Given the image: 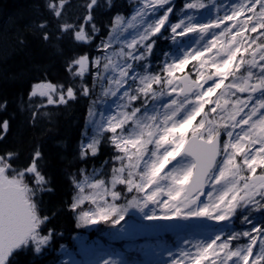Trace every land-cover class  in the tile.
<instances>
[{"label":"snow or ice","instance_id":"6c2138e0","mask_svg":"<svg viewBox=\"0 0 264 264\" xmlns=\"http://www.w3.org/2000/svg\"><path fill=\"white\" fill-rule=\"evenodd\" d=\"M210 4H215V0L207 4L203 0L185 2L183 7L184 10L205 9ZM65 5L66 0H59L58 4L48 3L47 8L60 18ZM164 5H170V0H141V15ZM95 7L96 0H89L85 6L87 14L82 17L84 23L60 24L56 39L70 35L75 43L91 44L95 28L89 21ZM214 9L215 19L210 22H194L195 18L185 11L193 22L186 20L169 27L171 7L164 8L154 24L146 25L139 35L119 47L110 41L98 46V52L102 53L99 57L90 60L88 54H81L69 59L67 71L82 81L80 95L88 97L92 92L83 83L91 63L95 68L93 85L105 78L104 95L115 94L121 99L118 105L121 110L115 116L107 117L106 123L103 119L92 123L95 132L111 133V145L123 153L113 159L120 166L113 168L112 187L126 184L129 194L136 193L127 203L118 204L121 193L105 189L99 193L102 202H98L84 195L87 181L72 177L78 191L70 201V210L76 227L81 228L95 224L96 218L118 225L130 209L144 210L153 205L160 209L162 214H145L143 219L130 217L119 233H139L148 224L171 220L184 213H187L185 218L219 223L229 221L242 210L240 220L250 225L249 229L216 233L210 241L193 244L194 254L185 249L179 251V258L171 259L170 264H204L205 261L207 264H264V223L253 224L249 219L254 212L264 214V0H225ZM85 24L90 25V31H86ZM48 27L47 21L35 24V30L42 33L45 42L52 38ZM165 33L176 38L196 34L206 39L190 47L182 58L162 59L164 48L156 39ZM153 57L157 65L154 70L151 63H145L141 65L148 69L144 75L133 72V64ZM192 61L197 62L192 66L194 78L184 71ZM242 68L244 73L238 75ZM110 72L116 75L109 76ZM177 73L183 74L177 76ZM237 93L247 95L241 98ZM36 96L46 98L48 105H64L75 100L77 93L72 86L65 91L51 83L36 84L29 92V107ZM6 108L7 101L0 102V111ZM32 116L34 123L36 113ZM88 116H94L91 106ZM9 132V119L0 120V141L7 139ZM221 132L227 138L221 140ZM100 143L99 135L82 143L79 159L85 160L89 153L96 156ZM41 156V151L35 150L30 163L19 168L15 167L14 153L0 155V264H14L10 259L14 254L39 255L54 234L62 235L49 227L53 215L43 213L36 199L38 193L52 190L46 189L49 181L38 168ZM169 165L171 168L165 171ZM257 169H260L258 175ZM26 176L34 177V187L25 182ZM103 184L96 181L90 187L99 189ZM145 188H149L150 194L138 195ZM108 192L112 202L103 199ZM201 196L206 197L202 206ZM85 201L96 205L95 209L80 208ZM241 238H246L247 243H239ZM233 241L237 242L234 246ZM81 245L89 246L86 240H81ZM90 264L116 262L100 257Z\"/></svg>","mask_w":264,"mask_h":264},{"label":"trees","instance_id":"16d2710c","mask_svg":"<svg viewBox=\"0 0 264 264\" xmlns=\"http://www.w3.org/2000/svg\"><path fill=\"white\" fill-rule=\"evenodd\" d=\"M88 2L66 0L63 15L57 18L47 8V4H58L59 0H0V102L7 101L6 110L0 111V120L7 118L10 121L7 139L0 141V155L14 153L17 156L15 167L22 168L30 163L35 150L41 151L38 168L49 181L46 189L52 190L38 193L36 199L43 213L53 215L49 227L54 228L56 233H62L54 234L49 245L39 255L14 254L10 258L14 264H57L64 248L76 250L77 234L87 233L92 237L96 231L107 230L110 225L107 221H100L93 230L77 228L70 210V201L78 191L72 184V177L81 181L91 169L99 168L100 178H104L112 174L115 164L110 148L104 143L96 156L88 154L85 160L79 159L88 109L99 86H94L93 75L86 73L83 83L92 92L88 97L80 95L81 78L73 77L67 71V62L81 54L93 57L99 42L108 35L114 18L128 15L133 5L131 0H96L89 21L95 28L92 43H75L70 35L57 40L60 24L84 23L82 17L87 14L85 6ZM42 21L48 22V31L52 34L47 42L41 38L42 33L35 30V24ZM85 29L90 31V25L85 24ZM156 43L164 48V42L157 40ZM153 60L156 61L155 57ZM44 83H51L65 91L68 86H72L77 98L64 105H48L46 99L36 96L31 99L32 107H29L31 87ZM33 112L36 113L34 123ZM45 112L48 115H44ZM25 182L30 187L35 185L34 177L26 176ZM79 207L87 209V205ZM169 238L172 239V236ZM116 244L123 249L125 242ZM126 255L131 260L141 258V252L138 251Z\"/></svg>","mask_w":264,"mask_h":264},{"label":"rangeland","instance_id":"374dc122","mask_svg":"<svg viewBox=\"0 0 264 264\" xmlns=\"http://www.w3.org/2000/svg\"><path fill=\"white\" fill-rule=\"evenodd\" d=\"M135 3V6L133 8V11L128 16H118L114 19L113 27L111 28L108 36L103 40L99 42V45L101 44H108L110 41L114 44H117L119 47L122 45L126 40H130L134 38L136 35H139L141 32V29H143L148 24H154L156 20L162 15L163 9L167 7H171L172 14L168 17L169 27H171L173 24L177 22H183L188 21V23H192L193 20L189 18L188 13L185 11H189V14L192 15L195 18L194 22L197 23H205L210 22L213 19H215L216 15V9L214 7L216 4H222L225 2V0H215V4H210L209 7H206L205 9H194V10H184V4L187 3H194L197 2V0H170V5H164L159 9H153L151 10V13H144L143 9L141 8V0H133ZM204 3H209V0H203ZM231 2H238V0H231ZM222 14V12H221ZM162 41H166V45L171 46V50H166L163 59H179L182 58V55L184 52H186L190 47H195L198 43H200L203 39H206V36L201 37L196 34H189V37L184 38H176L172 36L170 33H165L161 38ZM191 39L192 43L189 44V40ZM98 48V47H97ZM102 53H97L94 57L101 56ZM92 57V58H94ZM90 58V60L92 59ZM150 59V58H149ZM147 61H139L137 64L132 65L133 72L137 75H144L148 69L142 68L141 65L145 63H151L150 60ZM196 61L190 62V64L185 68V70H189L193 77H195V71L193 69V65L196 64ZM152 64V63H151ZM256 71V70H253ZM90 72L92 75L95 72V68L92 67L91 63L88 66L87 72ZM189 73V72H188ZM244 73V69H240L238 72L239 74ZM183 73H177V76L182 75ZM116 73H109V76H114ZM231 77H229V80ZM228 81H225L227 83ZM254 82V81H253ZM131 83V82H130ZM210 83V82H209ZM107 86V82L105 81V78H102V83L99 85L100 94L103 92V87ZM122 92V90H121ZM104 95V92H103ZM238 96L243 98V93H237ZM105 96V95H104ZM40 97V96H39ZM44 98V97H42ZM56 97L54 96V99ZM105 98H109L106 100H100L95 101L99 105H94L92 107L94 116L89 117L88 125H87V132L85 134V137L82 141L83 144H86L87 142H90L93 136L99 135L102 140V136L105 135L109 148L111 152H113L114 147L111 145L109 137L112 135L111 133L107 131H103L100 133H97L94 131L95 125L92 123L93 120L100 121L104 120L106 123L107 117L109 116H115L118 111L121 109L118 108V105L121 103V99H118V96L115 94L105 96ZM163 102H167L166 100ZM113 103V104H112ZM137 105L139 102H136ZM151 105V102H149ZM206 105V109H207ZM140 115H143V112L140 113ZM215 115V114H213ZM199 120V117L197 118ZM130 125H125V128H129ZM119 132V129L117 130ZM223 134V132H221ZM227 138L224 136V139ZM151 148L152 145H149ZM135 149H130V152H134ZM121 156L123 153L120 154ZM179 159V157L177 158ZM239 159V157L237 158ZM176 162L173 161V164ZM172 165H169L166 167L165 171L171 168ZM100 169H96L95 171H92L90 174L84 176L82 181L85 182V188H84V195L90 196L95 198L98 202H102L100 200L99 193H103L105 189H110L111 191H116L115 188L112 187L111 180H108V182H104L103 179L97 178L98 173ZM124 175H127V172L124 173ZM163 175V173H162ZM96 181H103V187L99 189H93L90 187L91 184L96 183ZM125 194H128V188L127 185H123ZM118 192V191H116ZM120 193V192H118ZM145 194H150L149 188H145L142 193H139L141 197H143ZM132 195H136V193H132ZM162 199H166L167 197H161ZM104 200H107L108 202H112L111 200V194L108 192L103 196ZM130 198H124V195L120 196V198L116 201L118 204H125L127 203V200ZM201 199V205H203L206 197H200ZM82 205H87V207L90 209H95L96 205L92 204L90 201H85ZM88 209V210H89ZM145 214H162L160 212V209L156 206H150L144 210L140 209H130L129 214L125 216V219L120 222V224L112 226L109 225L106 232H104L102 235L105 237L109 243L117 242L119 240H127L130 241L126 244V248L131 249V247L134 248L135 240L145 236V237H159L162 236V233H173L175 236V242L170 244L165 241H159L158 245L153 244H144V254L146 257H144V260L133 262V261H127L124 253L117 249L116 251L113 250V244H109V246L104 247L102 243H95V241H88L85 236L80 235L77 236V243H78V250L79 255H76L74 252L65 249L63 250V257L60 260L58 264H90V262L97 260L100 257H103L104 259L113 260L116 262V264H145L146 260H151L150 264H170L171 259H178V253L182 250H188L191 251L193 254L195 253V248L192 247L193 244L197 243L198 241H210L214 234L219 232H232V231H239L242 232L244 230L249 229L251 226L244 224L241 222L240 217L243 215V211L237 212L238 219L235 220L234 216L229 221H222V222H215L211 220H205L201 218L200 220H197L196 218H185L187 216V213L182 214L180 217H175L171 220H160L158 222H155L154 224H148L144 229H142L139 233H132V232H125V233H119V230L121 228L126 227V222L129 221L130 217H139L140 219H143ZM97 222L100 221L98 218ZM249 219L252 220L253 224L256 223H264V214L259 213H253ZM96 222V223H97ZM145 223H151L149 221H144ZM95 224H90L87 227V229L94 228L96 226ZM114 233H117V235H113ZM163 238V236H162ZM81 240H86L88 242V247L85 248L81 245ZM95 240H101L98 236ZM190 243V244H186ZM237 243L236 241H233V246ZM239 243H247L246 238H241ZM256 249L254 248V251ZM111 252V255H107V253ZM204 264H207V261L204 262Z\"/></svg>","mask_w":264,"mask_h":264}]
</instances>
